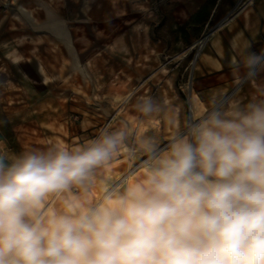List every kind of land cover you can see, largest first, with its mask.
<instances>
[{
    "label": "clouds",
    "instance_id": "9594fccd",
    "mask_svg": "<svg viewBox=\"0 0 264 264\" xmlns=\"http://www.w3.org/2000/svg\"><path fill=\"white\" fill-rule=\"evenodd\" d=\"M133 107L83 144L0 150V264H264V98L197 105L184 131L167 100ZM160 119L165 147L141 131Z\"/></svg>",
    "mask_w": 264,
    "mask_h": 264
},
{
    "label": "rangeland",
    "instance_id": "374dc122",
    "mask_svg": "<svg viewBox=\"0 0 264 264\" xmlns=\"http://www.w3.org/2000/svg\"><path fill=\"white\" fill-rule=\"evenodd\" d=\"M199 3L0 0V150L75 146L125 120L135 126L133 105L144 96L167 100L180 131L197 105L264 98V48L252 69L223 87L203 79L215 26L203 23L208 9ZM151 123L143 136L165 147L170 123ZM128 144L135 147V134ZM114 167L135 165L124 158Z\"/></svg>",
    "mask_w": 264,
    "mask_h": 264
},
{
    "label": "crops",
    "instance_id": "0c3cea01",
    "mask_svg": "<svg viewBox=\"0 0 264 264\" xmlns=\"http://www.w3.org/2000/svg\"><path fill=\"white\" fill-rule=\"evenodd\" d=\"M205 7L203 23L215 27L208 33V58L201 72L221 88L224 79L244 74L246 58L259 56L264 48V0H200L195 5Z\"/></svg>",
    "mask_w": 264,
    "mask_h": 264
},
{
    "label": "bare ground",
    "instance_id": "6f19581e",
    "mask_svg": "<svg viewBox=\"0 0 264 264\" xmlns=\"http://www.w3.org/2000/svg\"><path fill=\"white\" fill-rule=\"evenodd\" d=\"M119 95V94H118Z\"/></svg>",
    "mask_w": 264,
    "mask_h": 264
}]
</instances>
